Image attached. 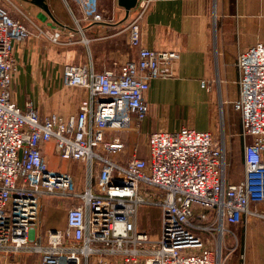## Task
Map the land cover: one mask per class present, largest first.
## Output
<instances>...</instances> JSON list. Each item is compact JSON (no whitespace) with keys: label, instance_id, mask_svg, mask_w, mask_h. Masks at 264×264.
I'll list each match as a JSON object with an SVG mask.
<instances>
[{"label":"built area","instance_id":"obj_1","mask_svg":"<svg viewBox=\"0 0 264 264\" xmlns=\"http://www.w3.org/2000/svg\"><path fill=\"white\" fill-rule=\"evenodd\" d=\"M81 21L112 20L99 0H74ZM154 0H137L126 27L137 59L97 72L92 64L65 65L62 86L81 88L86 97L75 114L39 115L30 101L20 108L13 97L16 60L13 45L31 32L0 5V251L30 250L40 264H222L218 258L225 223L238 225L264 213V42L237 58L243 177L227 180L225 149L211 132L182 127L146 137L145 156L131 151L113 133L139 132L147 116L149 83L165 77L162 68L177 54L141 46V26ZM1 4V0H0ZM61 44L62 32L38 30ZM68 32L67 44L74 41ZM88 45V39L80 40ZM202 87H209L205 82ZM46 145L60 161L84 162L86 181L78 189L68 172L52 169ZM121 154H129L121 161ZM44 197L68 200L66 225L42 236ZM161 209L160 235L153 240L137 227L139 208ZM206 235V236H203ZM211 241V242H209ZM213 243L214 247L211 246Z\"/></svg>","mask_w":264,"mask_h":264},{"label":"crops","instance_id":"obj_2","mask_svg":"<svg viewBox=\"0 0 264 264\" xmlns=\"http://www.w3.org/2000/svg\"><path fill=\"white\" fill-rule=\"evenodd\" d=\"M108 1L99 0V4H106L112 20L82 21L75 28L70 27L75 35L72 45L55 47L36 34L13 45L17 65L13 97L20 108L32 98H39L43 99L36 106L39 115L56 113L67 118L75 114L80 99L86 97L79 88L69 92L68 87L62 86L67 62H90L95 71L101 72L137 59V49L130 48L126 39V27L135 7L127 14L117 0ZM83 36L88 45L80 42ZM258 42H264V0H154L141 26V46L174 52L177 58L162 68L165 77L149 83L144 96L148 112L139 132L113 133L108 138H117L131 151L138 143H130L134 135L146 141L150 133L176 132L182 127L208 131L218 137L223 131L229 133L234 112L238 113L234 109L239 94L237 58ZM203 82L209 90L202 87ZM238 125L234 130L240 132V122ZM138 156L146 157L140 152ZM128 157L129 154L120 155L123 162ZM262 158L264 162V153ZM241 164L242 173L229 182L237 183L243 177V153ZM249 209L264 213V204L251 203ZM65 225L64 213L56 230ZM224 228L227 234L223 264H264L261 218L249 215L246 222L225 223Z\"/></svg>","mask_w":264,"mask_h":264},{"label":"rangeland","instance_id":"obj_3","mask_svg":"<svg viewBox=\"0 0 264 264\" xmlns=\"http://www.w3.org/2000/svg\"><path fill=\"white\" fill-rule=\"evenodd\" d=\"M105 1L109 3L108 0ZM46 3L48 5L51 16L47 15L40 8L32 5L30 1H28L27 3L25 2V0H1L0 5L2 8H4L7 11L9 17L12 20L19 21L21 24L29 28L31 32L29 38L32 37L33 34L39 36L38 33L39 29L43 31H52L51 30L52 27H57V29L62 32V36L65 35L64 38H66L65 42L63 43L61 36V44H65L63 46H69L74 44L75 43L74 34L72 38L74 43L67 44V40H68V32L73 33L70 27L75 28V26L77 25L76 19H81V14L78 11V7L75 1L46 0ZM99 6L104 12L106 13L109 12L106 9L105 3L104 5L99 4ZM58 24H60L61 26H59ZM82 38L86 39L84 36ZM48 43L51 44L50 42ZM51 45L55 47H60V45H55V44H51ZM66 64L79 65L72 62L71 63L67 62ZM13 88H14V79H13L12 90ZM74 89L76 88H71V87L66 88V90H68L69 92H72ZM81 90L84 91L83 89ZM31 100L32 101L30 102L33 104V107L36 110H37L36 107L37 103H41L43 101V99L41 100L39 98H32ZM239 122H240L239 114L234 112L232 130L229 133L228 131L221 132L219 134V137L215 135L222 143L223 148L225 149V167H226L225 174L228 181L229 180L234 181L242 173L241 158L243 153V140L242 138H240L241 135L239 129L236 131L234 130V126H237ZM136 141H138L140 154L142 155L145 154V140L143 138L138 139L137 136L134 135V139H132L130 143L133 144ZM44 155L48 159V165L50 168L52 169L59 168L63 172L66 171L70 173L76 180L77 188L78 189L83 188L86 181V164L84 162L60 161L53 154L51 145L45 146ZM68 208H70V203L68 200H61L59 198H54V197L43 198L42 211L40 215L42 236H46L47 232L50 230L54 231L57 229L56 225L63 217V214L64 213L66 214ZM160 223H161L160 207H158L157 205H145L139 208L137 214V227L141 231L146 232L153 240L158 239L160 235ZM225 234H227L226 231L223 233V236L220 237L221 248L218 249L219 251L218 258L220 259V262L222 264L224 262V251H225L224 245H226V241L224 238ZM231 234H235V232ZM211 246L214 247L213 243L211 244ZM25 262H27L28 264H40L39 255L35 254L30 250H24L16 254H11L6 251H0V264H25ZM94 262H95L94 259H90L87 264H94Z\"/></svg>","mask_w":264,"mask_h":264},{"label":"water","instance_id":"obj_4","mask_svg":"<svg viewBox=\"0 0 264 264\" xmlns=\"http://www.w3.org/2000/svg\"><path fill=\"white\" fill-rule=\"evenodd\" d=\"M28 1H30L34 6L40 8L47 15L51 16L46 0H28ZM117 1H118V5L123 7L126 10L127 14L131 9H133L136 6L137 3V0H117Z\"/></svg>","mask_w":264,"mask_h":264}]
</instances>
